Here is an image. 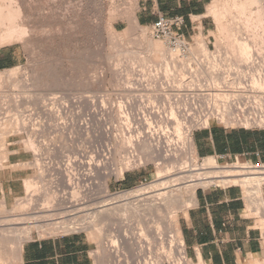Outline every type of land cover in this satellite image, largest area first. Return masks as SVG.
I'll return each instance as SVG.
<instances>
[{"label":"rangeland","instance_id":"obj_1","mask_svg":"<svg viewBox=\"0 0 264 264\" xmlns=\"http://www.w3.org/2000/svg\"><path fill=\"white\" fill-rule=\"evenodd\" d=\"M147 1L149 0H0V44H2V38L6 37L9 31H13L12 29L15 31L16 29L12 40L13 43L10 42V44H8L9 42H7L3 47L0 45V54L10 53L12 56L11 67L0 71V75L2 76V80L0 81V156L4 154V149H6L9 141L20 142L21 145L25 147L26 151L32 150V144L34 148H36L35 144L29 140L31 136L34 137L32 129L38 127L43 121L47 122L45 126L46 129H42L37 139V143L41 146L40 151L43 154V165L37 167L36 162L40 157H35L29 164L15 167L16 169H30L29 180L39 181L40 177L45 175L47 181H55V177H59V172L57 173L55 170L52 171L49 170L48 167H44V162H48L47 166L52 162H63L66 157L75 155L77 150L86 148L92 142H96V138L99 140V136L102 137L104 143L108 144L106 135L111 133L112 137V134L113 136L121 134V127L128 122L126 121L128 117L132 118V115L130 117L132 112L135 113V111L138 112L139 110V114L143 119L145 117L149 119L148 113L145 112L148 106L153 105L158 109L161 108L160 110H168V105L162 106L163 100L159 97L160 93H164L169 99H175L174 95L179 94L181 99H183V104L187 102L183 95L190 90L216 91V89H220L222 91V89H227L225 86L222 88L223 83L226 84L222 77L225 73L237 71L241 74L240 77H243L245 70H249V68L246 67L247 65H264V19L261 24H258L256 20H251L250 22L247 20L249 16L254 19L256 17L258 18L259 16L257 14H259L258 11L260 9V11H262L260 14H264V1L262 3H254L247 6L246 14L244 12L243 14L241 10L240 12L238 11V6L241 5V2L244 0H216L204 15L210 24L208 32L203 33L200 24L202 18H194L198 24L197 33L192 39V42L190 41V45L193 46L196 38L201 34V39L208 51L212 53V56L209 59L202 53V55L200 53H197V55L193 54L194 56L189 53V56L185 58L178 56L179 59L182 58L188 62V68L185 69V72H182L185 74L183 83L178 86V82L180 83L182 80L180 77L175 78L177 73L176 70L173 69L171 72V79L167 78L169 82H171L170 87L167 86L168 84L160 86V80L166 81V78L164 70L158 66L152 73L159 78L154 80L155 82H159L155 84L153 80L148 78V69H152L154 65H165V58L169 55L166 53L171 52L164 42L153 38L150 25H141L138 22L137 11L140 5ZM220 7L223 9L220 10ZM222 10L228 13L226 16L228 18L225 17L222 20L223 22L220 21L225 23L224 25L229 24L228 26H231L230 31L234 30L233 34L235 33L236 35L238 31L237 34L239 35L237 36L246 39L250 43L251 64L242 62L243 59L241 58L242 56L239 55L240 52L238 49L236 48V50H234L232 47L228 46L227 44L229 41L227 42L225 36L220 33V28L223 25L216 19V14L219 13L218 15H220L223 12ZM212 11L213 14H211ZM262 18H264V15ZM130 20H133V23H131ZM152 42L161 43L164 49L160 50V52H153L151 48ZM192 46H190V49H192ZM133 53H135V57H133ZM164 53L166 56H164ZM140 57L142 61L145 59V61L148 62L143 61V63H141ZM135 58H140L139 60L141 62H137L139 61L138 59L135 61ZM169 58L168 60H170ZM187 59H191V61L189 62ZM193 60H195V62ZM197 60L198 65H196ZM199 60L202 63H199ZM255 60L257 62H255ZM194 63L196 64L194 65ZM200 64L205 66L201 67L199 66ZM133 66L135 71L132 68ZM206 66L209 69L206 68ZM15 68L17 69L13 71V73L11 72V74L10 70ZM146 68L148 69L145 70ZM144 70L145 72L147 71L145 76L143 74L145 73ZM177 72H179L178 69ZM138 74L142 75L141 78L146 79V81L148 80L149 86L147 89H137V86L132 84L136 83V80L139 79ZM175 82L177 84H174ZM131 86L133 88H131ZM54 96L62 99L68 106L73 104L72 100L74 98H83L85 107L81 110L80 114H65L60 112V109L57 110V108H54L53 115H43V111H41L43 108L42 106L49 103V99ZM87 96H89V98H87ZM130 99L136 100L135 103L134 100L132 103ZM128 101L130 103H128ZM131 103L134 105L131 106L132 108L128 107ZM121 106H124V108ZM134 108L137 109L134 110ZM31 112H34V117L29 118L32 122H29L27 118L24 123L25 116L27 114L29 115ZM143 119L141 120L144 122L145 120ZM83 120L91 123L82 125ZM130 120L132 124L135 123L133 122V118ZM135 125V127L138 126L137 124ZM56 126L60 127L57 129ZM142 127L145 133L153 131L151 134H155L154 137H157L155 144L160 146L161 150L164 151L163 154L166 155L168 153V148H164L166 145L164 132L166 131H162V129L159 131L160 128L157 123L153 121L152 126L150 123H145ZM189 128L190 137L193 139L192 133L196 127ZM154 130L157 132L155 133ZM158 136H161L160 143ZM177 137L178 136H172L174 142L178 141ZM84 138L87 139L85 140ZM138 154L143 159V165L136 168L134 167L121 178L111 176L108 179L107 185L111 194L116 195L117 193L132 191L135 188L150 185L157 180L159 172L157 164L160 161L146 160L148 156L146 157V153H141L140 150H138ZM177 154L183 161H185L186 158H191L188 156L189 154H180L178 152ZM194 158L196 164L199 166L204 164L201 157H199L196 152L194 153ZM239 160L240 162L243 161L242 159ZM233 162L234 160L228 163L218 164L220 166L232 167L230 165H232ZM115 167L116 169L120 167L118 159L115 161ZM42 171L44 174H41ZM45 184L48 183L45 182ZM238 185L240 184H234V186ZM60 186L62 187H59V189L54 186V188L50 190H53L52 192L56 190L58 195H63L66 191H69L64 187H68V183H63V185L60 184ZM214 186L224 187L220 184ZM211 187L213 186L199 188ZM239 187L243 189L244 197H246L245 188L242 185ZM199 188H197V190ZM42 191L43 194L40 193V197H38L36 201L37 204L25 206L26 208L20 203L29 199L27 191H25V194L12 205H7L4 201H0V205L2 202L5 203L4 206L6 208L3 207V209L7 210L4 213L2 211L3 209L0 208L3 212H0V218L15 216V218L22 219L30 217H37L39 219L40 214H35L37 213L36 208L44 204V200L47 196L45 195V190ZM98 192H101V190ZM79 195L80 196L77 195V200H80L78 202L79 204L76 203L78 205L75 206L74 209L70 204H66L65 206L62 205L60 209H58V205H56L54 208L58 210L51 213L62 214L67 220L74 217H79L80 219L83 217L85 218L88 212L85 211L86 209L83 210L82 208H85L89 203H84L82 199L85 197L81 193ZM100 196L104 197V193L102 192L98 198ZM72 210H79L81 213L76 211L70 212ZM183 210L185 209L181 211ZM181 211H179L177 215L178 222ZM248 215L255 218L257 227L263 233L264 241V226L262 224L263 218L261 214L249 213ZM58 216L60 218L62 217L57 215L56 218H58ZM27 226L28 224H24L18 227ZM55 227L46 226V228H42L41 230L33 228L31 239L35 237L47 238L68 234H81L91 243V256L94 258L96 264H103L106 253L101 250L100 243L102 240L95 239L92 230L81 229L76 232L65 233L59 232V230L57 232ZM133 228L135 227L133 226ZM111 237L116 240L119 239L116 234H112ZM161 237L163 241L158 240L159 242H155L151 240L153 252H161V245L164 246L166 251L170 250V239H168L166 235H162ZM103 241H105V239ZM121 246V248L129 250L126 244ZM97 252H100V257H98ZM1 253L0 258L4 255V252L3 254ZM258 263L264 264V261L257 262V264ZM190 264H203V262L196 263L192 260Z\"/></svg>","mask_w":264,"mask_h":264},{"label":"bare ground","instance_id":"obj_2","mask_svg":"<svg viewBox=\"0 0 264 264\" xmlns=\"http://www.w3.org/2000/svg\"><path fill=\"white\" fill-rule=\"evenodd\" d=\"M263 1L264 0H244L242 1L243 3L241 2V5L238 6V11L240 12L241 10L242 13L244 12L246 14L247 6L254 3H262ZM221 9L223 8L220 7V10ZM260 10L258 11L259 14H257L259 17H256L257 19H254L253 17L249 16V19H247L248 22H250L251 20H256L258 24H261L264 19L262 18L264 14H260V12L262 13V11ZM222 11L223 12L220 15H218L219 13L216 14V19L218 21H222L228 14L224 12V10ZM211 14H213V11L211 12ZM133 20H130V22L133 23ZM224 24L225 23H222L223 26H221L220 24V33L225 36L227 42L229 41L227 45L232 47L234 50H236V48L238 49V51L240 52L239 55H241V58L243 59L242 62L251 64L250 61L252 59L250 54V43L246 39L237 36L239 35L237 34L238 31L236 32V35L235 33L233 34L234 30L230 31L231 26L229 27V24ZM12 30L13 31H9L6 37L2 38V44H0L2 47L5 46V43L9 42L8 44H10V42H12L16 29L15 31L14 29ZM201 37L202 35L200 34V36L196 38L193 46L190 45L192 46L191 54L197 55V53H202L207 59H209L212 56V53L208 51ZM151 48L153 49V52H160V50L164 49L162 48L161 43L159 44L156 42H152ZM134 54L135 53H133V55ZM166 54H169L170 56H168L171 58L166 56ZM166 54L164 55L166 56L165 65H150L153 66L154 69L153 67L150 70L148 69L149 67L145 69H148V78L153 81L157 80L158 77L154 76V74L152 73L155 68H158L159 66L164 70L166 81L160 80V83L154 81L155 84L159 83L160 86L168 84L167 86L170 87L171 82H169L168 79H171V72L173 71V69H175L177 73L175 75V78L180 77L182 80V82L180 83L177 81L178 86H180V84H182L184 81L183 79H185V74L182 72H185V65H188V62H186V60L182 58L179 59L178 55L176 56L173 53ZM133 57H135V55ZM140 58H135V61H137L136 59L139 60ZM168 58L170 60H168ZM191 59H187V61L189 60L190 62ZM140 60L142 61V58ZM140 60L137 62L140 63ZM143 61L148 62L145 61V59H143ZM143 61L141 63H143ZM193 61L195 62V60ZM255 62L257 61L255 60ZM199 63L202 62L199 60ZM195 64L196 63H194V65ZM196 65H198V60ZM132 68L134 70V66ZM16 69L17 68L11 69L10 73H13V71H15ZM177 69L180 73L177 72ZM146 72L143 73L144 76ZM141 76L142 75L138 74L139 79L136 80V83L132 84L137 86V89H147V87L149 86V83L147 82L148 80L146 81V79L141 78ZM1 77L2 76L0 75V81L2 80ZM174 84L177 83L175 82ZM131 88L133 87L131 86ZM159 97H161V99L163 100L162 106L168 105V110H160L161 108L158 109L153 105L148 106V109H146L145 112L148 113L147 115H149V119H146V117L143 119L139 114V110L138 112L135 111V113L130 112V117L132 115V118L134 120L133 122L135 123L132 124L130 120L132 118L128 117V120L125 119L128 122H124L126 124L122 125L123 127H121V134H117L114 136L112 134V137L111 133H108V135H106V137L108 138V144L104 143V141H102V137H98L97 135L99 140H97L96 138V142H92L86 148L77 150L75 155L64 161V163L61 165L63 166V171L70 170L71 168L73 169V171H77L76 174L71 175L68 187L64 186L66 190H69L66 191L64 189L66 191L65 194L58 195V192L56 193V190H54L55 192H52L53 190H50L51 188H54V186L58 187L57 189H59V187H62L60 186V184L63 185L64 180L60 181L56 178L55 181L49 182L50 180L47 181L45 175L40 177L39 181L29 179L26 180L25 186L29 199L20 203L24 208H26L28 205H35L38 197H40V193L43 192L42 190H45L46 192L45 195H47V199L45 198L44 204L36 208L37 213H35L40 214L39 219L41 220H39L37 217L22 219L17 217L15 218V216H10L0 218V250L2 252L0 253L3 254L4 252V255H2V257L0 258V264L16 263L19 260L23 244L26 241L30 240L32 237L33 228L41 230L42 228H46V226H56L55 228L57 232L59 230V232L65 233L76 232L77 230L81 229H87L90 231L92 230V232L94 233L93 235H95V239H101L102 241L105 239V241H101L100 243L101 250L106 253L105 258L103 259V264H123L121 260V253L123 252L121 245L124 244L129 247L133 261L138 262V259L140 258L145 261V257L147 258L146 244L151 243V240L157 242L160 239L163 241V238L161 237L162 235H166L168 239L172 238L170 242L172 245V250L170 249L166 252L167 261H171L174 264H190L186 260L187 257L185 252V242L181 237L180 231L178 229V212L191 206L197 188L205 186L209 187L218 184L223 185L224 187L232 185L234 186V184L242 185L245 188L246 193L245 198L247 205V214H261L263 218L262 224L264 226V198L262 192L264 174L244 172L243 170H239L241 169L239 166H232L233 168L229 166H219L215 158L209 157L204 159V164L202 166L196 164L194 158L195 150L193 139L190 137V130L186 127L181 118L183 110L182 104L177 99L178 95H174L175 99H169L164 95V93H160ZM87 98H89V96H87ZM133 100H131L132 103ZM129 101L128 103H130ZM135 101L136 100H134V103ZM132 103L131 105L127 106L131 107L133 105ZM121 107L124 108V106ZM135 109L137 108H134V110ZM141 119L145 120L144 122L146 124L150 123L151 126L153 121L157 123L158 127L160 128L159 131L161 129L162 131H166L164 132V138L166 140V145L164 146V148H168V153L166 155L163 154L164 151L161 150L160 146L155 144V142L157 141V137H154L155 134H151L153 131H149L146 133L143 132L144 128L142 126L145 123ZM90 123L89 121L83 120L82 125H87ZM135 124H137L138 126L135 127ZM56 127L58 129L60 126ZM154 132L156 133L157 131L154 130ZM172 136H178V139L176 138L178 141L174 142V138H172ZM160 137L158 136L159 143L161 142ZM29 140L32 141L36 146V148H34L32 144L31 151L36 154L39 153L41 146L36 143V140H33L32 138H30ZM138 150H140L141 153H146V157L148 156L146 160L160 161L157 164L159 169L157 180L150 185L138 187L132 191L117 193L119 195L111 194L107 185V181L111 176L121 178L127 171H130L134 167L136 168L143 165L144 162L143 159L139 156ZM177 152L180 154H189L188 156H190L191 158H186V160L184 159L185 161H183V159H180L178 157ZM117 159L120 162V167L118 169H116L115 167V161ZM73 164L76 166L75 168H73ZM42 165L43 164L40 160L36 162L37 167H40ZM61 166L58 165L57 168H61ZM41 174H44V172L42 171ZM45 182L48 184H45ZM99 190H101V192H98ZM97 192L99 195H101L103 192L104 197L100 196L101 198H98L99 195L97 194ZM80 193L85 197L83 198L84 200L82 199V201L84 203H89V205L87 204L85 208H82L83 210L86 209L85 211L88 212L85 218L83 217L82 219H80L79 217H74L67 220V218L65 219L62 214L51 213L57 211L58 209H60V207H62V205L65 206L66 204H70L74 209L75 206L79 204L78 202L80 200H77V198L78 196H80ZM4 205L5 203L2 202L0 208H6ZM56 205H58L57 210H55L54 208L56 207ZM76 210H72L70 212H74ZM79 210L82 211L81 209ZM79 210L76 212H80ZM2 211L5 213V211L7 210L3 209ZM2 211L0 210V212ZM57 215H60L62 217L60 218L58 216V218H56ZM24 224H28V226L18 227L19 225ZM133 226L135 228H133ZM112 234H116L119 239H113L111 237ZM147 250H149V248ZM97 255L98 257H100V252H97ZM141 263L142 262L139 261V264ZM145 264H151V262L145 261ZM154 264L159 263L157 262Z\"/></svg>","mask_w":264,"mask_h":264},{"label":"crops","instance_id":"obj_3","mask_svg":"<svg viewBox=\"0 0 264 264\" xmlns=\"http://www.w3.org/2000/svg\"><path fill=\"white\" fill-rule=\"evenodd\" d=\"M215 1L149 0L140 5L137 18L141 25H152L160 16H181L185 19L182 33L193 39L198 26L194 18H202L203 33L208 32L210 24L204 15ZM11 59L10 53L0 54V71L11 67ZM192 136L194 150L201 158H215L222 164L234 158L264 161V131L226 130L214 123ZM32 160L33 155L20 142L9 141L0 156V201L12 205L25 194L30 169L15 167ZM246 210L244 192L238 186L199 188L191 206L180 212L178 222L189 258L203 264L264 261L262 231ZM91 252V243L81 234L35 237L23 244L14 264H96Z\"/></svg>","mask_w":264,"mask_h":264},{"label":"built area","instance_id":"obj_4","mask_svg":"<svg viewBox=\"0 0 264 264\" xmlns=\"http://www.w3.org/2000/svg\"><path fill=\"white\" fill-rule=\"evenodd\" d=\"M150 26L152 29L153 38L155 40L164 42L171 53L184 58L189 56V53H191L190 44L192 42V39L186 38L182 33L183 27L185 26V19L183 17L160 16L159 19ZM199 66L204 67L205 65ZM185 67L188 68L187 65H185ZM246 67L249 68V70H245V74H243V77H240L241 74H239L237 71L225 73L226 75H222L226 83H223L222 88L224 86L225 88H227L222 89V91L220 89H216V91L190 90L185 95H183L185 96L184 99H186L187 101L183 104V99H181L179 94H175L178 95V101L181 100L180 103L182 104L183 110L181 118L189 130V127H196L193 131L194 133L196 130L207 129L215 123L222 126L226 130L241 129L246 131H264V65H247ZM206 68L208 67L206 66ZM72 103L73 104L71 106H68V104L62 101V99L54 96L49 99V103L42 106L43 108L41 109V111H43V115L47 116L53 115L54 108H57V110L60 109V112L65 114H80L81 110H83L85 107V101H83V98H74L72 100ZM31 117H34V112H31L29 115L27 114L25 116L24 123L26 122L27 118L29 122H32L29 119ZM43 123L38 127L32 129L34 137L31 136V138L33 140H36V143L39 133L42 132V129H46L45 126L47 122L43 121ZM29 152H31V154L33 155V159L35 157H40L39 159H37V161L40 160L42 162L43 154L41 151L37 154L32 151ZM70 157H66L65 160ZM204 159L205 158H201L202 162H204ZM64 161L60 163L52 162L49 164V166H47L48 162H44L46 164H44V167H48L49 170H55V172L61 173H58L59 177H55V179L57 178L60 181L64 180V183H69L71 175L76 174L77 171H73L72 168L70 170L63 171V166L61 165L64 163ZM216 162L218 163L217 160ZM58 165L61 166V168H57ZM230 166H239L241 168L239 170H243L244 172L264 174V161H261L259 159L243 160L242 162H240L239 158H234V162ZM75 167L76 166L73 164V168ZM239 186L240 185H238V187ZM169 239L171 242L172 238ZM146 245L147 249L149 248V250L146 249L147 258L145 257V261L151 262V264L157 262L159 264H174L171 261H167L166 252L168 250L166 251L164 249V246L161 245L162 251L156 253L152 251V242ZM122 249L123 252L121 253V260L123 264H139V261L142 262L141 264H145V261L141 258L138 259V262L133 261L131 251L124 248ZM185 252L187 257L186 260L190 263L192 259H190L187 254L186 244Z\"/></svg>","mask_w":264,"mask_h":264}]
</instances>
